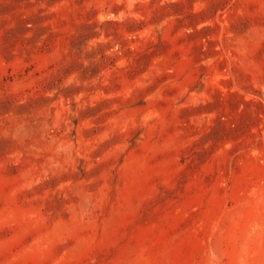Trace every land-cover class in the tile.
<instances>
[{"label":"rangeland","instance_id":"374dc122","mask_svg":"<svg viewBox=\"0 0 264 264\" xmlns=\"http://www.w3.org/2000/svg\"><path fill=\"white\" fill-rule=\"evenodd\" d=\"M0 264H264V0H0Z\"/></svg>","mask_w":264,"mask_h":264}]
</instances>
